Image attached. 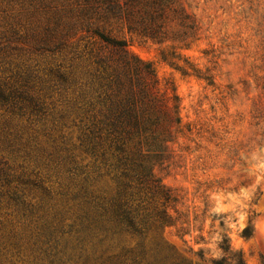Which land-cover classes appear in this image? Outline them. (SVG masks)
<instances>
[{
  "label": "trees",
  "instance_id": "obj_1",
  "mask_svg": "<svg viewBox=\"0 0 264 264\" xmlns=\"http://www.w3.org/2000/svg\"><path fill=\"white\" fill-rule=\"evenodd\" d=\"M16 3L18 24L32 21L28 32L44 66L40 78L0 71V109L29 123L0 126V210L4 201L21 214L15 223L0 215V264H14L9 250L24 237L50 264H192L161 243L175 223L168 207L177 197L155 174L173 157L178 97L162 92L152 64L114 32L188 46L199 35L196 18L180 0ZM6 46L0 41V52ZM6 153L54 172L59 199L44 189L38 202L27 201L30 181L13 184ZM105 176L117 184L110 197L95 194ZM220 248L231 251L226 235ZM232 257L212 264H244Z\"/></svg>",
  "mask_w": 264,
  "mask_h": 264
},
{
  "label": "rangeland",
  "instance_id": "obj_2",
  "mask_svg": "<svg viewBox=\"0 0 264 264\" xmlns=\"http://www.w3.org/2000/svg\"><path fill=\"white\" fill-rule=\"evenodd\" d=\"M180 1L200 27L188 46L114 32L132 54L152 64L162 92L178 97L181 125L173 157L155 168L177 197L168 207L175 223L162 231L161 243L192 264L222 258L232 263L235 254L244 264H264V0ZM18 6L16 0H0V41L7 45L0 71L40 78L44 59L28 32L32 21L18 24ZM18 113L0 109V126L28 125ZM6 156L13 184L17 177L30 181L27 201L38 202L44 189L59 199L61 181L54 172L24 162L21 153ZM116 187L105 176L95 194L110 197ZM4 204L1 217L20 220L17 204ZM224 235L229 254L220 248ZM17 244L9 250L12 263L50 264L35 257L32 241L24 237ZM73 263L64 258L54 264Z\"/></svg>",
  "mask_w": 264,
  "mask_h": 264
}]
</instances>
